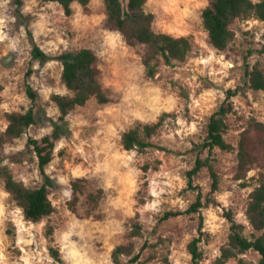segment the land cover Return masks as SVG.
Wrapping results in <instances>:
<instances>
[{
  "label": "rangeland",
  "instance_id": "rangeland-1",
  "mask_svg": "<svg viewBox=\"0 0 264 264\" xmlns=\"http://www.w3.org/2000/svg\"><path fill=\"white\" fill-rule=\"evenodd\" d=\"M122 2L126 7L127 0ZM211 2L148 1L145 10L155 16L154 31L189 37L193 43L185 62L162 61L156 77L148 79L142 63L145 47L108 25L103 0H91L85 8L75 2L71 16L57 3L22 0L19 8L15 0H0V136L8 113L32 107L27 85L54 121L59 111L51 96L72 95L62 81L60 61L42 64L32 58V42L18 10L49 56L92 49L98 56L99 81L110 99L100 104L93 98L69 114L70 134L57 141L54 159L47 166L55 184L50 188L52 215L38 222L27 220L0 178V264H50V247L60 250L65 264H114L115 247L131 240L138 250L144 249L146 264H191L188 244L198 236L200 217L205 232L203 264H213L230 232L226 211L231 210L250 233L246 209L257 178L264 173V151L257 153L256 167L239 180L237 150L216 148L209 153L201 144L210 117L231 90L238 93L227 121V141L237 149L242 132L252 130L255 121L264 124V91L249 89L246 75L256 64L264 70V22L236 21L234 42L219 52L202 24L203 10ZM165 113L170 117L152 138L151 147L144 152L124 149L126 131L155 123ZM52 131L48 120L7 143L0 149V168L9 169L29 187L42 186L28 139H41ZM199 157L209 158L214 166L219 180L216 191L207 167L195 178L197 189H189L187 173ZM198 192L203 207L200 213H189ZM167 213L179 215L165 219ZM135 222L142 225L143 235L130 239ZM242 257L256 263L260 258L253 251ZM228 264L239 263L233 259Z\"/></svg>",
  "mask_w": 264,
  "mask_h": 264
},
{
  "label": "trees",
  "instance_id": "trees-1",
  "mask_svg": "<svg viewBox=\"0 0 264 264\" xmlns=\"http://www.w3.org/2000/svg\"><path fill=\"white\" fill-rule=\"evenodd\" d=\"M107 11L108 25L114 27L129 40H135L146 49L142 63L145 75L148 79H154L159 72V64L163 61L166 65L173 62H185L193 50V43L189 37H174L172 35L156 32L152 28L154 14L146 12L145 8L149 0H127L124 7L122 0H103ZM20 8L22 0H15ZM43 2L57 3L62 6L66 16L74 12L73 3L77 2L84 8L91 0H43ZM18 18L28 29V35L32 42V58L44 64L51 60H58L62 64V81L66 88L72 93L71 96L53 94L51 101L59 111L56 121L48 118L47 111L38 103V94L31 85H27V95L33 105L27 111L11 112L7 114V127L0 136V149L7 143H11L24 134L32 126L43 127L48 120L51 121L53 131L41 139H28L30 146L37 158L38 168L44 183L38 188H32L18 181L7 168H0V178L3 180L6 191L11 195L13 201L23 210L27 220L32 222L41 221L55 212V207L50 200V188L54 187V181L47 173V166L53 161L56 143L70 134L68 116L77 107L85 106L91 99H96L100 104H107L110 99L99 81L100 70L98 68V56L89 48H81L75 52H64L59 56L52 57L46 54L35 42L33 34L29 30L27 18L18 10ZM255 18L264 22V0H212L210 6L202 13V24L207 31L213 47L223 52L234 42L236 34L232 29L238 20ZM29 71V75H30ZM247 87L254 91H264V70L256 64L246 72ZM238 91H228L225 101L220 105L209 119L207 124V135L201 144L204 150L212 153L219 148L225 152L237 150L238 171L237 178L245 179L259 163L257 153L264 151V124L254 122L252 130L241 133L237 149L227 141L225 134L228 130V118L234 112L233 98ZM170 114H163L157 122L152 124H137L122 135L123 147L127 151L137 150L144 152L152 146L151 140L157 135L166 118ZM252 133L259 135L254 137ZM208 168L213 178V191L218 189L219 180L210 159L197 158L194 167L187 173L188 187L196 190L194 185L196 176L204 168ZM145 171L149 169L146 166ZM76 191L80 184H74ZM93 197V196H92ZM202 193L198 192L196 202L189 209V213H200L203 207ZM177 213H167L164 217L168 219ZM225 217L230 223V232L226 244L221 247L220 255L213 264H228L236 259L239 264H264V173L260 172L257 184L249 196L246 209V217L251 231L246 232L245 224L239 222L234 213L229 210ZM204 223L200 217L198 236L194 237L188 244V251L192 258L191 264H203L205 257L201 248L204 236ZM48 235H53L50 228ZM142 225L133 223L130 239L141 237ZM50 255L53 262L50 264H65L61 252L56 247H50ZM253 251L259 255V261L253 262L243 258L247 252ZM144 249L138 250L134 241L120 244L112 252L114 264H146L142 260ZM153 256H151V259Z\"/></svg>",
  "mask_w": 264,
  "mask_h": 264
}]
</instances>
